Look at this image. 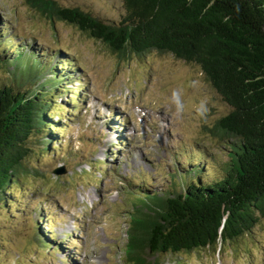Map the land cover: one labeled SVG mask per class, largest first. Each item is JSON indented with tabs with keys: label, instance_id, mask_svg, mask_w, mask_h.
Instances as JSON below:
<instances>
[{
	"label": "rangeland",
	"instance_id": "obj_1",
	"mask_svg": "<svg viewBox=\"0 0 264 264\" xmlns=\"http://www.w3.org/2000/svg\"><path fill=\"white\" fill-rule=\"evenodd\" d=\"M54 1L104 21L123 11L122 0ZM0 43V86L31 93L56 80L47 92L55 141L44 151L43 132L28 143L31 173L0 208V264H127L131 192H163L191 157L214 176L226 156L210 129L229 107L196 64L155 50L119 57L26 0H0ZM12 50L43 63L40 78L7 63ZM144 257L154 264H264V216L218 253Z\"/></svg>",
	"mask_w": 264,
	"mask_h": 264
},
{
	"label": "trees",
	"instance_id": "obj_2",
	"mask_svg": "<svg viewBox=\"0 0 264 264\" xmlns=\"http://www.w3.org/2000/svg\"><path fill=\"white\" fill-rule=\"evenodd\" d=\"M26 3L43 17L76 26L119 57L155 50L196 64L229 107L210 129L226 156L214 176L191 157L192 165L176 167L163 192H131L126 263L154 264L146 251L218 253L251 232L264 216V0H122L123 11L112 21L54 0ZM12 51L7 63L40 78L43 63ZM55 82L37 83L31 93L0 86V208L11 205L7 195L14 194L13 186L20 189L21 175L31 173V137L46 132L44 151L55 141L47 100ZM197 157L212 161L204 152Z\"/></svg>",
	"mask_w": 264,
	"mask_h": 264
},
{
	"label": "water",
	"instance_id": "obj_3",
	"mask_svg": "<svg viewBox=\"0 0 264 264\" xmlns=\"http://www.w3.org/2000/svg\"><path fill=\"white\" fill-rule=\"evenodd\" d=\"M64 171L63 170H60V171H58V174H61V173H63Z\"/></svg>",
	"mask_w": 264,
	"mask_h": 264
}]
</instances>
